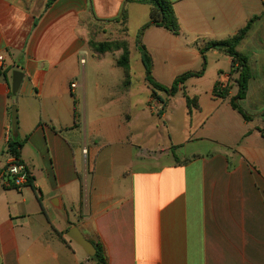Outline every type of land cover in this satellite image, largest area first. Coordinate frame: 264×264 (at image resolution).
<instances>
[{"label":"crops","instance_id":"0c3cea01","mask_svg":"<svg viewBox=\"0 0 264 264\" xmlns=\"http://www.w3.org/2000/svg\"><path fill=\"white\" fill-rule=\"evenodd\" d=\"M167 1L179 35L147 27L148 3L0 0V264H94L73 228L108 264H264L263 113L249 112L252 79L238 101L252 119L231 106L232 57L207 49L259 17L238 51L264 72V0ZM125 9L130 57L135 48L143 63L144 46L157 82L202 74L173 96H153L145 66L136 89L131 62L127 82L121 51L98 57L88 44L95 22L120 24ZM135 21L138 39L129 35ZM107 61L122 70L115 80L104 75ZM16 70L24 79L11 96ZM217 83L227 98L214 95ZM188 84L203 89L188 93ZM14 105L33 185L7 176Z\"/></svg>","mask_w":264,"mask_h":264},{"label":"trees","instance_id":"16d2710c","mask_svg":"<svg viewBox=\"0 0 264 264\" xmlns=\"http://www.w3.org/2000/svg\"><path fill=\"white\" fill-rule=\"evenodd\" d=\"M128 1L148 3L151 6L150 21L147 27H151V26L165 27L175 35L180 34V27L178 24V20L173 12L171 4L167 0H128ZM50 4L51 2H49L48 6H50ZM258 18L259 17H253L248 22V24L244 28L240 29L239 32L232 38L223 40V41L210 42L209 45L207 46V49L212 48V47L225 49L228 52V54L232 57V66H231L230 74L231 76L236 73L238 74L237 79H235V85L238 87V92L236 96H234L231 99V106L235 110H237L244 117L245 120H248V121L252 119V116H250L241 107L239 102L245 99L247 96L249 84L252 79V69L249 64V59L238 51V47L247 38L249 32L251 31L253 27L254 22ZM127 19L128 17H127V12L125 9L123 11L122 16L117 19V21H121V23L125 25V31H127L126 29ZM88 44H89V47L93 50V52L97 56L98 55L102 56L106 53L122 51V55L117 61V66L124 69L126 81L127 82L129 81L131 57H130V46L127 40L114 41V42H98V43L93 40H89ZM141 54H142L143 64L146 69V79L149 85L153 89V93H152L153 96H155L158 91L165 92L173 96L178 92L179 85H184L186 80H188L189 78L200 76L202 74L200 72L199 73L186 72L180 75L174 81L171 87H166V86L161 85L159 82H157L155 78L153 77V74H152L153 60H152L151 55L149 54V52L146 50L144 46H141ZM220 86L221 85L219 83L215 85L214 95L216 97L225 99L228 97L229 89L227 88L224 89V88H221ZM11 96H12V92H11ZM184 97L186 99L187 105L190 110L199 108L197 98H190L186 93H184ZM236 100H238L239 102L236 103ZM263 116H264V113H263ZM24 144L25 142L21 141L19 138H13L12 134L10 135V138L7 143L8 153L11 156H13L15 158V161L19 164H23L21 161V152L24 147ZM8 166L6 167V170L8 169ZM25 169L28 174L27 182L28 184L33 185L34 178L30 176L26 167ZM7 176L12 178V179L9 178L10 180H12V182L14 181V178L11 177L9 174ZM91 259L94 262V264H108L106 256L101 246H96V254L93 257H91Z\"/></svg>","mask_w":264,"mask_h":264},{"label":"rangeland","instance_id":"374dc122","mask_svg":"<svg viewBox=\"0 0 264 264\" xmlns=\"http://www.w3.org/2000/svg\"><path fill=\"white\" fill-rule=\"evenodd\" d=\"M138 25L135 22H133L130 26L129 29V35L135 39L139 38V35L142 34L140 31H138ZM126 34L125 31V25L120 23L117 24L115 23L114 25H108V24H97L95 22V26L93 30L91 31L89 35V40H93L95 42H114V41H124L127 40L124 36ZM142 36V35H141ZM122 52V51H121ZM112 55L109 56V59H112L114 57L115 52H111ZM105 55V54H104ZM122 55V54H121ZM120 55V57H121ZM101 56V55H100ZM98 55V57H100ZM119 57V58H120ZM140 60V51L136 50L135 48L132 49V54H131V62H132V78L134 81V84L136 86V89H139L142 87V82L144 80V65ZM250 64V63H249ZM104 75L107 77V79H112L115 80L118 78L119 73L122 72L121 69H112L110 65L107 62H104ZM260 75L263 77L264 72H254L252 71V94H253V105L249 107V112L251 114H254L256 109L259 113H264V106L262 103H264V89L259 86L260 81L258 78H260ZM235 79H237L238 74H234ZM186 85V83H185ZM203 87L197 86L193 87L192 85L188 84L187 92H193L195 90H201ZM263 89V90H262ZM104 95H108V93H103ZM169 95V94H166ZM144 96V95H143ZM182 97V93H178L175 99V105L177 106V101ZM262 110V111H261ZM263 115V114H262ZM264 118V116H263ZM177 119L174 120V125H177Z\"/></svg>","mask_w":264,"mask_h":264},{"label":"water","instance_id":"95a60500","mask_svg":"<svg viewBox=\"0 0 264 264\" xmlns=\"http://www.w3.org/2000/svg\"><path fill=\"white\" fill-rule=\"evenodd\" d=\"M24 79V73L22 71H14L12 74V82H11V91L12 94L15 96ZM236 103H238V100H236ZM11 127H12V136L13 138H18V111L17 107L14 105L11 109ZM69 237L75 241L78 245H80L84 251L89 256H94L96 254L95 246L87 240L83 234L79 231L77 228H73L71 232L69 233Z\"/></svg>","mask_w":264,"mask_h":264},{"label":"built area","instance_id":"2783aa9c","mask_svg":"<svg viewBox=\"0 0 264 264\" xmlns=\"http://www.w3.org/2000/svg\"><path fill=\"white\" fill-rule=\"evenodd\" d=\"M1 60H3L1 58ZM84 63V60L82 61ZM76 85H72L75 88ZM7 173L14 178V185L20 187L27 183L28 174L23 164L17 163L15 160L8 166Z\"/></svg>","mask_w":264,"mask_h":264}]
</instances>
